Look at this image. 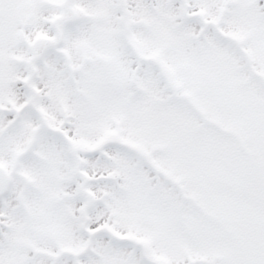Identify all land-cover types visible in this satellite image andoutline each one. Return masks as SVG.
Segmentation results:
<instances>
[{
    "label": "snow or ice",
    "instance_id": "6c2138e0",
    "mask_svg": "<svg viewBox=\"0 0 264 264\" xmlns=\"http://www.w3.org/2000/svg\"><path fill=\"white\" fill-rule=\"evenodd\" d=\"M0 264H264V0H0Z\"/></svg>",
    "mask_w": 264,
    "mask_h": 264
}]
</instances>
